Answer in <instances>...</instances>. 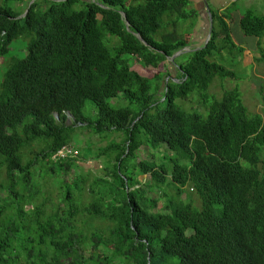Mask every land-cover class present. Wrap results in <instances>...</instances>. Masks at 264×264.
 <instances>
[{"label": "trees", "instance_id": "16d2710c", "mask_svg": "<svg viewBox=\"0 0 264 264\" xmlns=\"http://www.w3.org/2000/svg\"><path fill=\"white\" fill-rule=\"evenodd\" d=\"M27 1L0 0V57L29 37L0 74V264H264V109L247 114L235 86L207 91L215 76L233 77L209 57L243 51L228 10L210 9L205 44L150 83L128 60L156 68L189 46L176 30L195 12L188 0ZM238 24L264 35V13L244 10ZM81 129L117 134L96 150L102 172L89 182L71 145ZM63 145L76 155L55 157ZM143 146L159 157L138 158ZM46 175L58 180L52 196Z\"/></svg>", "mask_w": 264, "mask_h": 264}, {"label": "rangeland", "instance_id": "374dc122", "mask_svg": "<svg viewBox=\"0 0 264 264\" xmlns=\"http://www.w3.org/2000/svg\"><path fill=\"white\" fill-rule=\"evenodd\" d=\"M30 3L31 0L27 1ZM12 7L14 9L20 8V6L26 5V0H11ZM80 4H74L73 7H77ZM239 9H241L240 6H238ZM22 9V8H21ZM243 12V9H241ZM245 10V9H244ZM25 11V9H24ZM23 11V12H24ZM195 24V18L189 17L185 21L179 22L177 24L178 31L181 32H190V34H184L186 36V40L193 37L192 25ZM195 26V25H194ZM208 22L202 24V28L200 30V33L198 35V32L195 33V41L194 44H198V41L200 44L204 42L206 38V30H207ZM191 27V28H190ZM172 27L166 23L164 24L163 28L161 29V32L168 31ZM193 37V38H194ZM28 36H20L16 39H14L10 45L9 50L7 52L6 56L0 57V74L4 70L6 66L7 60L11 58L21 57L24 54V45L28 40ZM251 42L247 39L245 41V45H236L240 47H244L249 50L241 51L240 54L235 53L234 49L231 51L223 50L221 52L213 53L212 56L209 57V60H215L219 64H221L224 68L230 69L233 72V77H225V78H219L214 77L210 85L208 86V93L211 95H214L215 98H219L222 91L226 89H230L232 87H236L239 91V96L241 99V102L246 107L247 114H253V113H261L264 109V59L259 60L260 53L257 49V46H259V49L264 51V45H251ZM193 46H199V45H193ZM189 48L188 46H186ZM187 52L183 51L181 53ZM179 53V54H181ZM178 54V55H179ZM178 55H176L174 58H176ZM173 58V59H174ZM169 58L166 59V61L163 62V64H159L156 68H150V67H144L141 65V63L136 60L135 57H130L128 60L129 65L132 69L138 71L141 75H145L150 83H154V74L159 71H163L164 68H167L169 66ZM1 76V75H0ZM166 79L165 76L161 78L159 91L162 88V85L164 84V80ZM168 79V78H167ZM158 91V92H159ZM191 93L190 95H193ZM109 102L114 105H126V101L124 99L116 100V98L109 99ZM175 102L181 106L183 109L187 111H192L194 109H200V106L198 103L195 102L194 99H188V100H181V99H175ZM83 113L89 117L94 116L93 108L89 101H85L83 106ZM202 116H205L206 110L200 111ZM72 118L70 115L67 114L65 123L69 124L71 122ZM106 136L109 137V139H102L100 136L92 135L86 133L85 130H78L77 133H73V141L71 142V145L74 149L77 150L79 156H81L84 160L80 161V165L83 166L82 171L88 172V182L92 179L94 175H100L102 170L100 163L97 164V160L94 158V154L98 148L103 147L108 142L112 140H116L117 134L115 132H105ZM163 148L162 146H160ZM144 151H140L138 153V158H149L150 154H153L155 157H159V152L156 150H152L149 148H146L143 146ZM75 151V150H74ZM76 155V151H75ZM75 174V168L73 167L71 170H69V173L65 175L66 178L70 179ZM139 180H144L145 175H138L137 176ZM44 184L42 185L45 192H48L52 196V192L56 190V182L57 179H54L52 177H48L47 175L44 177ZM169 192H171L169 190ZM157 193V191H156ZM151 194V193H150ZM4 192H0V196H4ZM152 195V194H151ZM181 198H184V195L182 194L180 196ZM191 198L195 205L198 204L196 201V198L191 195Z\"/></svg>", "mask_w": 264, "mask_h": 264}, {"label": "crops", "instance_id": "0c3cea01", "mask_svg": "<svg viewBox=\"0 0 264 264\" xmlns=\"http://www.w3.org/2000/svg\"><path fill=\"white\" fill-rule=\"evenodd\" d=\"M188 2H189L188 7L193 8L195 11L190 16V17L194 16L195 18V24L192 25L195 28H193L191 32L193 33V37L197 32L199 35L200 30L202 28V24L208 22V11L210 9H214V10L216 9L218 10V12H221L223 9H227L229 17L228 19H226V23L229 28L231 39L235 45H245L246 39L247 41L249 40L251 42L250 43L251 45H264V35H262L259 38L252 35H243L238 24L240 14L242 13L241 9H243V11L244 9L250 10L252 13L256 15L264 13V0H188ZM238 6H240L241 9H239ZM176 30L178 31L177 25H176ZM178 32L180 34H183V32L181 31ZM184 33L190 34V32L189 33L184 32ZM193 37L187 39L189 42L188 44L189 49L198 47L193 45H200L199 41L198 44H194L197 39ZM245 49L246 48L243 47V51Z\"/></svg>", "mask_w": 264, "mask_h": 264}, {"label": "water", "instance_id": "95a60500", "mask_svg": "<svg viewBox=\"0 0 264 264\" xmlns=\"http://www.w3.org/2000/svg\"><path fill=\"white\" fill-rule=\"evenodd\" d=\"M24 12H26V10H25ZM122 16H123V14H122ZM123 18H124V17H123ZM124 23H125V26H127V22L125 21V19H124ZM211 25H212V20H211V16H210V14H209V11H208V27H207V31H206V38H205L203 44H205V42L208 40V37H209V35H210ZM136 37H137L140 41H142L141 38L139 37V35H136ZM198 47H199V46H198ZM198 47H196V48H198ZM193 49H195V48L189 49V48H187V47H183L182 49L175 51V52H174L172 55H170L168 58H169L170 60H172V59H173L176 55H178L179 53H181V52H183V51H186V50L188 51V50H193ZM166 80H167V77H166V79L164 80V84L166 83ZM68 115H69V114H68ZM55 116H56V114H55Z\"/></svg>", "mask_w": 264, "mask_h": 264}, {"label": "built area", "instance_id": "2783aa9c", "mask_svg": "<svg viewBox=\"0 0 264 264\" xmlns=\"http://www.w3.org/2000/svg\"><path fill=\"white\" fill-rule=\"evenodd\" d=\"M75 151L68 145L61 146L56 153L54 154L55 157L64 158L69 155H74Z\"/></svg>", "mask_w": 264, "mask_h": 264}]
</instances>
